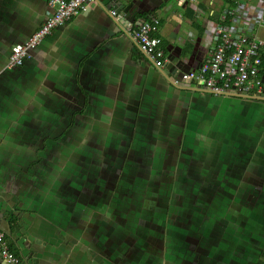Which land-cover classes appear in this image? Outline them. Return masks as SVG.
Instances as JSON below:
<instances>
[{
  "label": "crops",
  "instance_id": "1",
  "mask_svg": "<svg viewBox=\"0 0 264 264\" xmlns=\"http://www.w3.org/2000/svg\"><path fill=\"white\" fill-rule=\"evenodd\" d=\"M124 1H134L128 20L114 16L108 0H95L23 65L8 68L12 46L26 41L54 8L49 0H0V228L21 264H120L115 237L130 217L109 203L132 183L124 176L131 168L151 188L156 180L167 190L160 223L143 219L156 228L144 226L143 237L134 228L142 229L138 219L126 229L142 235L146 247L145 262L133 254L129 264H261L264 100L250 99L245 115L240 101L242 114L224 115L225 98L169 79L204 59L199 40L181 46L179 22L202 35L194 7L220 8L223 0ZM145 12L161 19L157 35L174 61L166 71L130 35ZM88 157L100 168L96 176L93 167L78 164ZM117 168L118 174L110 172ZM104 172L108 179L115 175L106 180L111 189ZM134 196L130 189L123 202L142 204ZM137 211L150 216L147 207ZM0 264H7L1 253Z\"/></svg>",
  "mask_w": 264,
  "mask_h": 264
},
{
  "label": "built area",
  "instance_id": "2",
  "mask_svg": "<svg viewBox=\"0 0 264 264\" xmlns=\"http://www.w3.org/2000/svg\"><path fill=\"white\" fill-rule=\"evenodd\" d=\"M92 1L49 0L53 15L26 41L12 46L7 67L23 65L46 37L69 23ZM194 8L201 20L203 39L192 24L181 20L179 26L185 36L180 44L199 40L198 49L204 59L198 66L173 73L169 78L171 83L217 96L264 100V0H223L220 8ZM112 14L117 16V11L113 9ZM160 27L161 19L152 16L140 19L129 31L145 57L166 71L174 61L157 35ZM0 253L7 264H21L20 255L10 248L8 233L1 228Z\"/></svg>",
  "mask_w": 264,
  "mask_h": 264
},
{
  "label": "rangeland",
  "instance_id": "3",
  "mask_svg": "<svg viewBox=\"0 0 264 264\" xmlns=\"http://www.w3.org/2000/svg\"><path fill=\"white\" fill-rule=\"evenodd\" d=\"M183 69H185V68H183ZM214 96H217V95H214ZM217 97L218 98H222V97L225 98L223 100V104H222L224 106H222V109H221L224 112V115H230V114L232 115V113H230V112H234L233 113L234 115H240V114H242V112H241L242 111V108H243V114L244 115L247 114V112H248L247 105H248V101L250 99L243 98V97H239V96H225V95H218ZM228 98L229 99H232V102L231 103H228V101H227ZM233 99H237V100H233ZM240 101H242V108H241V105L238 103ZM93 158L92 157H88L87 162L85 160H84L85 162H82V161H80V159H78V164H79V166H81V165L84 166L86 164V165H89L90 167H93L94 171L92 173L94 174V176H96L97 175V172L100 170V168L98 166H96L97 164H95V165L92 164L93 163ZM160 159H161V157H159V160ZM119 160H120V158H119ZM118 163H119V161H118ZM91 165H93V166H91ZM130 166H131V163H130ZM112 171L116 175L120 171V168H117L115 170H113V169L111 170L110 169V172H112ZM107 173H108V171H107ZM107 173L104 172L102 175H104V177L106 178L104 180V183H105L106 188L109 187L111 189L113 187V185L111 183H109V181H107V183H106V180H114L115 181V178H114L115 175H112V173H110L111 177L108 179V174ZM156 173L157 172L151 171V173L149 174L151 176V179L153 181H154V177L156 176ZM143 174H146V172H143ZM94 176H92L90 179L96 178ZM124 176L127 177L130 180H136V179L144 178V176L141 177L140 172H137L135 170H132L131 168L127 169V171L124 172ZM116 182H117V180H116ZM120 182L122 183L123 180L121 179ZM155 182H156V180H155ZM155 182L152 184V185H154V187H152V188H151V183L146 178L143 179V183H141L140 181H139V184L138 185L136 183H134V187L136 186L137 188H133V191H134L135 194L137 193V196H140L138 198H137V196H134V200H136L138 202L140 200H143L142 204H138V205H136V204L135 205H131V204L129 205L128 204L129 202H123V201H125L124 200L125 193L129 192V190L131 189V188H128L127 187V184H129L130 181H126L125 188H122V189H121V187L119 186V183H118V187H120L118 189V193L119 194L113 200V201H115V203H113V201H112L111 205L109 203V206L110 207H115V210H114L115 212H118V209H120V211L118 212V215L119 216H122L124 210H126L127 211V214L130 217L129 219H131L132 223L138 222V219H140L138 223H145V220H143V219H148L149 217H154V216H149L148 217V216H146L144 214H139V212L137 211V207H139V206L141 207L142 206V207H147L148 208L149 201L151 203L150 207H153V204L155 206V204L157 202H156V200H153V198L154 197L155 198L158 197V192L156 191V188H158L160 186V182H156V183ZM142 186H146V187H142ZM148 192H149V194H148ZM106 200H107V198H106ZM116 202H117V205H116ZM162 207L163 206L160 205L159 210L157 209L158 210L157 211V214L158 215H162V213H163ZM139 215L140 216H143L144 215L145 218H140ZM157 223H160V219H159V222H157ZM109 226H110V224H109ZM122 226H123L122 227V229H123L124 228V225H122ZM156 227H157L156 224L153 223V226L152 227L147 226L146 229L148 231H150L151 229L156 228ZM134 228H135L136 231H145V228L139 230L138 229V224H135L134 225ZM111 233L112 232H110V235H111L110 237H113V235ZM121 235L122 234H120L118 236V238L115 237L116 238L115 239L116 240V244H117V250H118L116 252V254H117L116 257L119 260V263L120 264H129L127 259H123L124 254H126L127 253V250L130 249L131 243L134 244L137 241L136 239H138V240L140 239V235H135L134 233H130V235L128 233H125L123 236H121ZM110 237H108L107 239L109 240ZM143 237H145V235ZM111 244L112 243H109L108 244V242L106 244V249H107L106 255L107 256L110 255V252H109L108 248H110ZM145 248L146 247H144L143 243L142 244L139 243L138 244V248L135 247L134 249H132L133 250V254H136L138 256V259L141 260V261H142V259H144V262H145ZM141 251H143V252H141Z\"/></svg>",
  "mask_w": 264,
  "mask_h": 264
},
{
  "label": "flooded vegetation",
  "instance_id": "4",
  "mask_svg": "<svg viewBox=\"0 0 264 264\" xmlns=\"http://www.w3.org/2000/svg\"><path fill=\"white\" fill-rule=\"evenodd\" d=\"M108 157H103L101 160L102 161H104V162H107L108 161ZM119 183V181H117V184ZM134 183H136L137 185L139 184V181L136 179V180H133L132 181V183L131 184H129V185H127L129 188H131V192L132 193H134V191H133V187H134ZM163 186H164V184H162ZM163 186H159L158 188H156V191L158 192V197H154L153 198V200H156V204H155V206H154V204H153V207H150V208H147L148 209V214L150 215V216H154V217H149V219H154V220H159V219H161V217L163 216V214L164 213H162V215H158L157 214V211L159 210V208H160V205H162L161 204V197L163 196V194H164V192H166L165 190H167L165 187L164 188H162ZM174 190H176V189H174ZM173 189H170V191H174ZM173 196V194H169L167 197H172ZM107 208V213L109 212V211H111L112 209H110L108 206L106 207ZM158 209V210H157ZM162 210H163V208H162ZM165 211V210H164ZM150 223V221H148V223H140L141 225H142V229L144 228V226L146 227L148 224ZM133 223H132V221H131V219H128V223H125L124 224V222H123V224L121 223V225L119 226V229H118V233H116V237L118 238V236L120 235V234H122L121 236H123L125 233H127L126 232V229H131V225H132ZM122 225H124V228L122 229ZM111 229H112V227H111V225L109 226V224H107V228H106V231H107V235H110V232H111ZM123 230V231H122ZM123 232V233H122ZM141 233H143V236L145 235V232L144 231H141ZM126 236V235H125ZM142 235H140V237H141ZM141 241H142V243H143V245L145 246V239H143V238H141ZM140 243V240H139V242H138V244ZM138 244H133V246H134V248L136 247V248H138ZM137 252V251H136ZM138 253V252H137ZM139 254V253H138ZM133 256V252L131 251V247H130V249H128L127 250V253L126 254H124V257H123V259H127L128 260V262H129V259H131V257ZM136 257H138V256H136ZM136 257H134V258H136ZM142 258V257H141ZM144 259H142V261H143Z\"/></svg>",
  "mask_w": 264,
  "mask_h": 264
},
{
  "label": "water",
  "instance_id": "5",
  "mask_svg": "<svg viewBox=\"0 0 264 264\" xmlns=\"http://www.w3.org/2000/svg\"><path fill=\"white\" fill-rule=\"evenodd\" d=\"M93 2H95V0H93L92 3ZM108 3L111 8L116 9L118 13H121L123 18H127L126 14L130 10L131 6L134 4V1H130L127 4L124 0H108Z\"/></svg>",
  "mask_w": 264,
  "mask_h": 264
},
{
  "label": "trees",
  "instance_id": "6",
  "mask_svg": "<svg viewBox=\"0 0 264 264\" xmlns=\"http://www.w3.org/2000/svg\"><path fill=\"white\" fill-rule=\"evenodd\" d=\"M149 17H152L151 15H149V12H145V13H142V14L139 15V18L140 19L149 18ZM149 203H150V201H149ZM9 239H10V236H9ZM10 248L18 254L17 250L14 248V246L12 245V243H10Z\"/></svg>",
  "mask_w": 264,
  "mask_h": 264
}]
</instances>
